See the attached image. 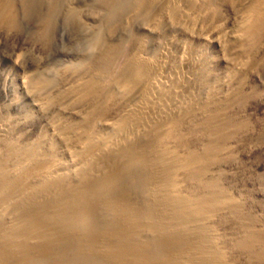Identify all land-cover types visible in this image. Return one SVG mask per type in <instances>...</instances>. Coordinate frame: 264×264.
I'll return each instance as SVG.
<instances>
[{"label":"bare ground","instance_id":"1","mask_svg":"<svg viewBox=\"0 0 264 264\" xmlns=\"http://www.w3.org/2000/svg\"><path fill=\"white\" fill-rule=\"evenodd\" d=\"M44 1L35 27L46 43L63 17L86 27L72 2ZM35 3L0 0V23L17 28ZM127 7L146 14V36L127 20L114 38ZM107 8L105 27L74 46V67L23 80L47 115L39 137L22 143L20 117L0 115V264H264V214L223 182L230 142L251 124L239 106L245 73L264 65V0ZM205 43L230 53L224 76Z\"/></svg>","mask_w":264,"mask_h":264},{"label":"rangeland","instance_id":"2","mask_svg":"<svg viewBox=\"0 0 264 264\" xmlns=\"http://www.w3.org/2000/svg\"><path fill=\"white\" fill-rule=\"evenodd\" d=\"M67 1L66 3L68 6L71 5L70 2L76 6V12L79 14L77 16L79 19L81 18L79 21H82L83 25L86 24V27L85 25V28H83L82 25L78 26L79 24L76 22L77 17L74 18L75 16H71V18L68 16V21L63 17L64 19L62 18L59 22L57 30L55 28L54 30L56 31H54V33L52 31L54 35L53 39L47 41V43L45 40L43 41L41 38L37 37L36 31L37 25L40 24L39 12L41 11L40 8L44 5V0H35L36 3L34 5L37 11L34 10L37 13L34 12L33 9L31 10V14L29 11L25 17H21L22 19L20 18L21 23L19 22L17 28L7 23L4 25L2 22L0 23V115L9 110L13 116L16 115L15 117L17 118L22 117L21 119L19 118V123L15 129V134L19 137L18 139L21 138L22 143L31 142L30 140H33V138L35 140L39 137V133L47 128L45 124L48 122L47 115L39 111L38 107L35 105L33 96L27 94L23 85V80L36 83L40 72L49 65L65 63L70 67H74L78 61L77 49H75L76 46L85 44L86 35L88 36L91 34L95 28L98 30L99 26L105 27L106 24H104L103 21L105 20L108 10V3H115L116 0ZM211 1L216 5H220V3L223 2V0ZM226 4L227 3H225V5L223 4L224 20L228 25H232L235 22L236 13L229 4ZM126 9L128 10L125 11L121 19L122 21L119 22V26L121 27L117 26L116 32L113 34V36H115L114 38H118L119 35H124L125 29H121L127 25V20H134L131 23L134 32L146 36L147 32L145 27L148 23L146 14L140 12L137 17H133L135 16L132 13L133 11H130L128 7ZM161 11V7L155 6L152 12L157 15L161 14ZM63 13L65 14L64 11ZM22 16L24 15L22 14ZM76 23L78 25H76ZM8 25L11 28L13 27V29L7 28ZM84 29L91 30V33H87L88 30L83 32ZM74 34L78 38L74 37ZM72 36L75 38L73 39L74 41L72 40ZM48 42L51 45L48 44ZM79 42H82V45ZM204 47L212 57H214L213 60L216 61L214 64L217 74H220V76L227 74L229 67L227 61H224L227 60V56H229L230 53L227 55L223 50L221 51L219 47L212 46L209 43H205ZM261 64H257V67L248 74L247 72L245 73L246 78L241 91V95L245 97L242 99L244 104L242 103L239 107H242L240 110L244 112L243 114H245V117L250 118L251 124L248 125L246 132L240 137L231 140L230 145H232L231 148L234 151V157L226 162V164L224 163L223 167L226 171L225 176H227L223 177V182L227 185L226 187L232 191L233 195L235 194L236 197L245 200L248 207L252 206L251 209L254 207V212H258L260 215L264 214V65ZM248 93L250 96H248ZM251 95L253 96L251 97ZM245 99H247V101H245ZM26 110L33 111L32 117L24 118ZM200 116L201 114L198 113L194 117L198 118ZM194 117H189L186 121ZM194 119H190V122ZM230 220L228 221L223 218L222 223L226 225L224 227V224L220 226L221 233L224 232L223 235L231 231V228L230 230L225 228L232 225L230 224V222H232ZM225 221L228 222V224ZM225 229L228 230V233Z\"/></svg>","mask_w":264,"mask_h":264}]
</instances>
